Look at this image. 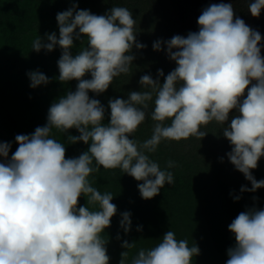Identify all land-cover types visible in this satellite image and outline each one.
<instances>
[{"label": "clouds", "instance_id": "1", "mask_svg": "<svg viewBox=\"0 0 264 264\" xmlns=\"http://www.w3.org/2000/svg\"><path fill=\"white\" fill-rule=\"evenodd\" d=\"M262 9L264 0L248 4L253 17ZM55 19L58 37L55 32L38 36L32 50L59 47L56 79L77 84L49 106L43 126L15 136L18 146L10 157L11 144L0 142V264H109L102 233L117 209L110 192L101 193L91 185L90 174L101 166L119 169L140 182L142 199H151L165 184L174 183L168 170L174 165L168 161L162 169L148 154L164 140H201L208 134L202 129L213 121L222 126L231 145L228 160L251 184L242 185L240 192L264 188V179L257 180L251 171L264 157V44L258 31L234 17L231 3L202 9L198 31L154 41L153 50L160 51L163 43L175 68L167 75L157 69L155 79L141 75L139 91L128 92L126 99L110 98L107 122L105 106L89 92L104 93L115 77L130 71L133 49L146 47L136 39L132 12L112 6L96 15L72 4ZM82 37L87 45L73 55V41ZM26 75L30 88L49 83L38 70ZM146 117L154 122L152 134L138 143L132 134ZM53 129L62 133L75 129L79 135H68L67 140L83 142L87 150L66 158L64 145L51 135ZM81 196L98 208L78 205ZM130 215L120 214L125 234L131 228ZM228 230L235 244L227 249L225 264H264V208L240 212ZM134 246L121 242L123 249ZM197 255L195 243L188 246L187 240L168 230L155 246L139 249L131 264H193Z\"/></svg>", "mask_w": 264, "mask_h": 264}, {"label": "trees", "instance_id": "2", "mask_svg": "<svg viewBox=\"0 0 264 264\" xmlns=\"http://www.w3.org/2000/svg\"><path fill=\"white\" fill-rule=\"evenodd\" d=\"M95 2L96 0H0V142L11 144L9 157L18 146L15 136L31 134L36 127L43 126L49 106L66 92L75 90L76 80L61 83L56 79L59 75L57 60L61 54L59 47L50 52L43 49L39 52L32 50V42L38 36L43 38L45 33L55 32L58 37L56 14L67 10L72 4L96 15L104 14L112 6H123L132 12L136 22L143 19L139 15L143 9L141 7H146L145 18L148 21L141 28L146 31L138 35L139 42H146L142 34L149 35L151 27L157 29L155 38H151L145 48L147 52L135 66L137 79L127 84L121 81L114 83L109 86V93L118 91L123 95L130 88L139 91L136 85L141 75L150 74L155 79L157 69H162L167 75L175 68V62L167 57L163 43L161 53L152 48L158 37L165 41L174 35H180L171 33L183 20H168L162 15L166 1L122 0L123 4H119L116 0H105L106 4L103 3L101 7L103 12H99L100 6L96 7ZM158 6L161 7L157 8ZM135 31L138 33L139 29L135 27ZM86 45L87 41L83 37L81 40H74L72 54L75 55ZM35 70L44 73L49 78V83L35 89L30 88L26 73ZM85 78L90 77L86 75ZM160 82L163 83V77H160ZM89 96L98 99L101 104L107 102L103 94L94 95L89 92ZM151 109L152 104L149 102L148 111ZM107 119L108 112L105 113V122ZM148 119L146 117L138 126L132 134L133 138L135 134L140 135L142 132L149 134L146 128ZM221 128L220 125L213 126L216 141L214 145H207L211 135L208 133V138L201 140L190 137L180 141H161L155 152L148 154L162 169L168 161H172L174 165L168 169L173 173L174 183L165 184L159 194L151 199H142L137 189L140 182L119 169H104L101 166L98 171L90 174L89 181L93 187L101 193L110 192L113 195L111 202L116 205L117 212L111 218L110 226L105 229L108 234L102 233V236L107 240V245L112 249L115 247L113 253L119 259H123L121 253L127 251L128 258L123 260L126 264H131L139 249L155 246L163 234L171 230L177 239L187 240L188 246L193 243L198 246L199 255L193 257V264H225L227 249L235 244L228 225L247 208H264V189L240 192L242 185L250 188L251 184L228 160L226 153L231 151V145L219 132ZM51 135L64 145L66 158L76 157L87 150L88 146L83 142L70 143L67 140L68 135H79L75 129H69L66 133L53 129ZM208 150L212 152L211 157L215 162H208L211 165L206 168L198 162L204 158L199 155H204L202 152ZM180 152L184 155L180 156ZM187 157L197 159V164L182 165V160ZM224 163L230 168L226 172L222 167ZM190 168L193 172L189 171ZM204 170H207L206 173ZM251 171L253 176L260 174L264 179V157L258 161L257 168ZM237 172L240 177L232 178L238 175ZM192 173L196 175L192 177ZM211 173L212 178L207 175ZM233 196H239L240 199L234 200ZM253 197L256 199L253 200ZM78 205H85L90 210L98 208V205L88 203L84 196L78 198ZM125 211L131 214V228L127 234L119 226L120 214ZM138 227L140 231H137ZM124 240L134 242L135 246L123 249L121 242Z\"/></svg>", "mask_w": 264, "mask_h": 264}, {"label": "rangeland", "instance_id": "3", "mask_svg": "<svg viewBox=\"0 0 264 264\" xmlns=\"http://www.w3.org/2000/svg\"><path fill=\"white\" fill-rule=\"evenodd\" d=\"M119 2V4H123L122 0L121 2L119 0H116ZM159 1H166L167 4L164 6V8L162 9V15L167 18L168 20H183V22L178 23L179 25L177 26V28L174 30V32H172L171 34H180L182 36H186L188 33L187 32H195L198 31V25H197V18L198 16L201 14L202 9H204L205 7H207L210 4H215V3H231L233 10H234V17L238 16L240 17L246 25H248L250 28L258 31L261 34L262 37V41L261 43L264 44V9L261 10V13L259 15V17H253L250 12L248 11V4L251 2V0H159ZM105 2V0H96L95 2V6L98 7L100 6V11L99 12H103V8L101 9V7H103V3ZM106 4V3H104ZM161 6H158L157 8H160ZM143 8L140 12L139 15L141 18H143L142 20L136 22L135 27H137L139 29V32L137 33L136 39L138 40V35L141 34L143 31L146 30H142L141 28L144 27L146 25V22L148 21V18H145V14L147 13V8L146 7H141ZM152 10V9H151ZM149 17V16H148ZM138 20V19H137ZM147 20V21H146ZM145 24V25H144ZM137 31V30H136ZM157 34V29L156 27H151L149 29V35L148 34H142V38L146 40L145 43L141 42L142 44L146 45V47L149 45L150 43V39H154L155 36ZM160 40V38L158 37L157 40ZM139 41V40H138ZM162 46L161 45V50L158 51V53H161L162 51ZM146 47L142 48V49H133V53L135 56V59L133 60V64L130 66V71L127 74H121L117 77H115L113 79L112 85L114 83L118 84L120 83V81L124 84H127L129 81H135L137 79V76L135 75L136 73V67L138 61L142 58V56L144 55L145 52H147V50L145 49ZM146 50V51H145ZM261 55L264 56V47L261 48ZM132 85V84H130ZM136 89L140 90V85L139 83L136 85ZM108 91L110 90H106L103 94V97L107 100V102L105 104H103L105 106V113L109 112V109L107 108V103L108 100L110 98H122V99H126L128 92L130 91H136L134 89H128L123 95L119 94L118 91H114V93H109ZM148 125L146 126V128L148 129L149 134L152 133V127H153V121L149 118L147 120ZM215 125H219L216 122H210L207 126H204V128L202 130L206 131L207 133H210L211 135L208 138V143L207 145H214L216 144L215 141V135L213 134V126L215 127ZM222 126L220 125V128ZM220 133H222V128L221 131H219ZM149 134H147V132H142L140 133V135H136L134 136V139L140 143L143 142L144 140L150 138ZM205 137H203L205 139ZM212 139V140H211ZM226 140V138H225ZM224 140V142H225ZM168 140H165V142H167ZM190 150H192L190 148ZM190 152V151H189ZM205 153L204 155H199L200 157H204L202 161H199L198 163L201 164V166H204L206 168H209V166L211 165V163L208 162H215V160H213V157H211L212 152L211 151H207V152H202ZM179 155H184L183 152H180ZM1 159V158H0ZM207 159V160H206ZM197 159H192L191 157H187L184 158L182 161V165H187V164H197ZM190 167H192V165H190ZM222 167H224L225 172L227 170H229V165L224 163L222 165ZM190 172H193L192 168L189 169ZM207 170H204V172L206 173ZM238 174V172H237ZM196 174L192 173L191 176L194 177ZM210 178L213 177V174L211 173V175L207 174ZM239 174L235 175L232 178H239ZM257 180L263 179L262 176L259 174L258 176H254ZM242 178V177H241ZM264 188H260L258 190H263ZM105 233V232H104ZM105 234H108L105 233ZM106 248H107V255L109 256V264H120V261L123 260L124 258H128V257H122L123 259H118V257L113 253V248L109 245L106 244ZM117 250V249H116ZM118 252V250H117ZM114 260L113 262H111V260ZM115 259H118L117 262ZM124 261V260H123ZM125 264V262H124Z\"/></svg>", "mask_w": 264, "mask_h": 264}, {"label": "flooded vegetation", "instance_id": "4", "mask_svg": "<svg viewBox=\"0 0 264 264\" xmlns=\"http://www.w3.org/2000/svg\"><path fill=\"white\" fill-rule=\"evenodd\" d=\"M118 259H119V258H118ZM118 259H115V260H116V262H117V260H118ZM113 261H114V260L112 259V260H111V262H113Z\"/></svg>", "mask_w": 264, "mask_h": 264}]
</instances>
